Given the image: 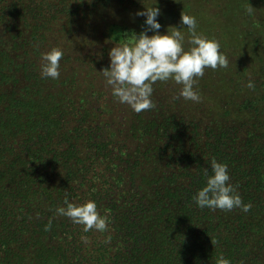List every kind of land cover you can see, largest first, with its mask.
Returning a JSON list of instances; mask_svg holds the SVG:
<instances>
[{"label":"trees","instance_id":"16d2710c","mask_svg":"<svg viewBox=\"0 0 264 264\" xmlns=\"http://www.w3.org/2000/svg\"><path fill=\"white\" fill-rule=\"evenodd\" d=\"M146 2L0 0V264H214L219 253L264 264V55L256 88L236 84L211 115L150 109L116 119L93 72L80 78L71 36L102 8ZM55 46L61 75L44 78L41 53ZM104 55H91L89 68ZM213 157L228 164L249 211L196 205ZM66 194L95 200L108 229L85 232L56 215Z\"/></svg>","mask_w":264,"mask_h":264},{"label":"clouds","instance_id":"9594fccd","mask_svg":"<svg viewBox=\"0 0 264 264\" xmlns=\"http://www.w3.org/2000/svg\"><path fill=\"white\" fill-rule=\"evenodd\" d=\"M158 4L159 0L157 4L145 6L136 12L137 16L145 17L143 30L136 34L134 42L115 44L108 52L109 65L99 71L105 84L111 87L113 97L137 113L156 106L152 95L157 81L173 80L181 86L176 99L183 97L200 102L198 78L203 77L205 69L228 68L230 64L220 40L198 31V21L194 15L182 11L180 27L169 26L162 33V24L158 19L162 9ZM245 12L251 15L253 8H246ZM182 27L187 28V33L181 30ZM186 43L188 47H185ZM63 55V49L59 46L41 53V76L59 79ZM246 87L254 90L255 81L249 79ZM210 166L211 174L205 169V185L193 196L196 205L201 209L231 211L240 208L244 212L249 211L251 205L243 202L237 187L231 183L228 164L213 157ZM64 205L56 208V215L66 216L72 223L83 225L85 232L92 229L104 232L108 229L109 218L100 213L95 200L77 204L70 201L66 194ZM45 227L50 230L51 220ZM214 264H232V261L219 253ZM241 264L244 262L241 261Z\"/></svg>","mask_w":264,"mask_h":264},{"label":"rangeland","instance_id":"374dc122","mask_svg":"<svg viewBox=\"0 0 264 264\" xmlns=\"http://www.w3.org/2000/svg\"><path fill=\"white\" fill-rule=\"evenodd\" d=\"M187 1L178 5L173 1L159 0L158 6L162 9V14L158 17L162 24L160 31L166 32L169 26L180 27L182 11L194 15L198 21V31L220 40L222 50L229 57L230 64L228 68L205 69L203 77L198 78L200 102L185 100L183 97L176 99L181 86L173 80L157 81L153 86L152 95L156 106L152 109L157 113L167 109H181L200 115H211L216 101L222 103L237 88V85L246 84L249 79L256 78L254 72L257 70L259 57L264 55V3L250 0H203L201 2L190 0L188 3ZM157 3L158 0H147L141 6L132 7L131 11L125 10L119 4L102 8L99 17L84 23L83 30L71 36L76 51L80 52V54L73 52L75 57H78L75 58L76 64H82L80 67L77 65L81 73L80 78L89 71L93 72L90 78H95V83L104 89L105 93L107 92L103 101L113 106L116 119L131 116L133 110L113 97L111 87L105 84L104 77L99 72L104 66L109 65L110 58L107 61L104 55L103 64L91 68L89 64L92 62H88V59L91 55L102 58L103 52L105 50L109 52L115 44L134 41L136 35L128 30L125 36L123 27H131L137 23L143 30L145 17L137 16L136 12L143 10L145 6L151 7ZM249 7L253 8L251 15L245 12V9ZM181 30L187 33L186 27H182ZM123 39H126V42ZM185 47H188L187 43ZM233 79H236V82ZM149 111L150 109L145 110L146 113Z\"/></svg>","mask_w":264,"mask_h":264}]
</instances>
